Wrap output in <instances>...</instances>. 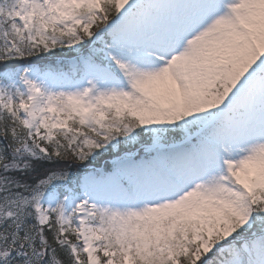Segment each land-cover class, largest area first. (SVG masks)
Returning a JSON list of instances; mask_svg holds the SVG:
<instances>
[{
	"label": "snow or ice",
	"instance_id": "snow-or-ice-1",
	"mask_svg": "<svg viewBox=\"0 0 264 264\" xmlns=\"http://www.w3.org/2000/svg\"><path fill=\"white\" fill-rule=\"evenodd\" d=\"M0 264H264V0H0Z\"/></svg>",
	"mask_w": 264,
	"mask_h": 264
}]
</instances>
